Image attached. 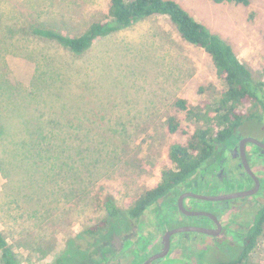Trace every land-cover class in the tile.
<instances>
[{
    "label": "rangeland",
    "instance_id": "obj_1",
    "mask_svg": "<svg viewBox=\"0 0 264 264\" xmlns=\"http://www.w3.org/2000/svg\"><path fill=\"white\" fill-rule=\"evenodd\" d=\"M174 1L264 82V0ZM108 4L0 0V231L19 264H76V244L116 240L121 228L131 229L124 212L172 167L170 146L185 143L197 127L174 103L205 107L224 89L210 58L166 17L98 37L80 54L32 33L76 37L104 19ZM170 116L179 122L174 134L165 126ZM260 118L244 120L239 131L263 136ZM109 197L121 217L86 236L106 218ZM222 250L213 262L236 259L241 244ZM242 263L264 264V227Z\"/></svg>",
    "mask_w": 264,
    "mask_h": 264
},
{
    "label": "flooded vegetation",
    "instance_id": "obj_2",
    "mask_svg": "<svg viewBox=\"0 0 264 264\" xmlns=\"http://www.w3.org/2000/svg\"><path fill=\"white\" fill-rule=\"evenodd\" d=\"M255 135L235 129L116 240L76 244V264H219L212 257L223 248L242 250L264 207V133Z\"/></svg>",
    "mask_w": 264,
    "mask_h": 264
},
{
    "label": "trees",
    "instance_id": "obj_3",
    "mask_svg": "<svg viewBox=\"0 0 264 264\" xmlns=\"http://www.w3.org/2000/svg\"><path fill=\"white\" fill-rule=\"evenodd\" d=\"M211 1L214 4L232 3L242 6H248L250 2ZM154 16L166 17L183 41L204 51L224 89L212 104L205 107L188 110L184 100L180 99L174 103L178 111H186L187 118L193 120L197 127L185 143L170 146L168 154L172 167L161 171L157 184L140 194L124 212L128 222L137 220L153 202L195 173L212 155L216 144L224 142L244 120L259 118L262 115L259 112L246 114L242 108L251 106L264 111V82L253 80L250 70L239 60L232 47L174 0H109L104 19L91 23L76 37L63 36L44 28H33L32 33L46 40L57 41L72 53L80 54L90 47L94 39ZM165 126L169 134H174L179 129V122L175 116H170ZM103 208L106 218L94 228L84 230L83 234L89 237L97 236L121 217L112 198L105 200ZM263 227L264 207L256 215L249 239L244 241L238 257L221 264H243L255 248L257 239L263 233ZM0 264H19L1 231Z\"/></svg>",
    "mask_w": 264,
    "mask_h": 264
},
{
    "label": "water",
    "instance_id": "obj_4",
    "mask_svg": "<svg viewBox=\"0 0 264 264\" xmlns=\"http://www.w3.org/2000/svg\"><path fill=\"white\" fill-rule=\"evenodd\" d=\"M246 140H250V141H252L251 139H246ZM243 142H247V141H243Z\"/></svg>",
    "mask_w": 264,
    "mask_h": 264
}]
</instances>
